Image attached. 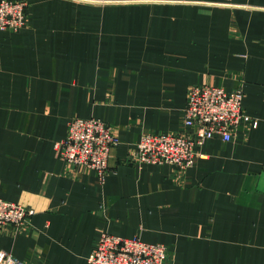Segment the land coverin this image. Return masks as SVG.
I'll use <instances>...</instances> for the list:
<instances>
[{
	"label": "crops",
	"instance_id": "obj_1",
	"mask_svg": "<svg viewBox=\"0 0 264 264\" xmlns=\"http://www.w3.org/2000/svg\"><path fill=\"white\" fill-rule=\"evenodd\" d=\"M0 31V224L23 264H88L101 233L166 246L164 264H264V0H30ZM240 88L250 121L188 167L138 161L150 131L182 128L188 87ZM119 142L103 180L55 148L71 117Z\"/></svg>",
	"mask_w": 264,
	"mask_h": 264
},
{
	"label": "built area",
	"instance_id": "obj_2",
	"mask_svg": "<svg viewBox=\"0 0 264 264\" xmlns=\"http://www.w3.org/2000/svg\"><path fill=\"white\" fill-rule=\"evenodd\" d=\"M28 0H0V31H17L26 24ZM242 106L240 88L193 84L188 87L182 128L177 131H150L136 143V158L141 162L191 166L205 156V142L219 136L225 141L250 121ZM119 142L110 125L95 117H71L64 138L55 143L66 162L86 166L103 180L108 171L111 149ZM32 211L0 198V224L18 226ZM166 246L147 243L137 236L122 237L103 232L88 255V264H164ZM0 264H23L11 253L0 250Z\"/></svg>",
	"mask_w": 264,
	"mask_h": 264
},
{
	"label": "rangeland",
	"instance_id": "obj_3",
	"mask_svg": "<svg viewBox=\"0 0 264 264\" xmlns=\"http://www.w3.org/2000/svg\"><path fill=\"white\" fill-rule=\"evenodd\" d=\"M30 0H28V5L26 6V8H25V14H26V21H27V8H28V6L30 5ZM73 117H77V116H73Z\"/></svg>",
	"mask_w": 264,
	"mask_h": 264
}]
</instances>
